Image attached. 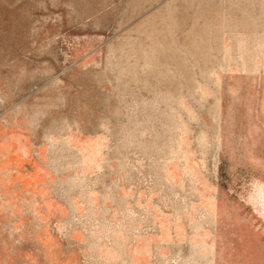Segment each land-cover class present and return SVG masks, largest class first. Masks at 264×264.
I'll return each mask as SVG.
<instances>
[{
  "label": "rangeland",
  "instance_id": "374dc122",
  "mask_svg": "<svg viewBox=\"0 0 264 264\" xmlns=\"http://www.w3.org/2000/svg\"><path fill=\"white\" fill-rule=\"evenodd\" d=\"M0 264H264V0H0Z\"/></svg>",
  "mask_w": 264,
  "mask_h": 264
}]
</instances>
